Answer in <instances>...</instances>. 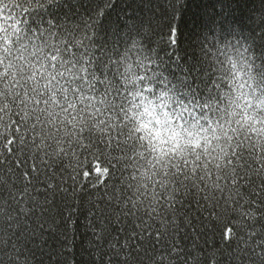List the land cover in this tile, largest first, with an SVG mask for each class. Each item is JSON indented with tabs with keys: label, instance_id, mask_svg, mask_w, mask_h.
I'll return each mask as SVG.
<instances>
[{
	"label": "snow or ice",
	"instance_id": "snow-or-ice-1",
	"mask_svg": "<svg viewBox=\"0 0 264 264\" xmlns=\"http://www.w3.org/2000/svg\"><path fill=\"white\" fill-rule=\"evenodd\" d=\"M183 4L169 0L173 20ZM110 7L111 0H93L90 9L80 0H0V116L8 117L7 130H0V264H45V257L51 264L57 254L66 264H264V151L251 129L245 133L239 122L229 127L225 139L235 143L223 165L212 163L215 151L207 155L203 144L184 157L173 149L166 169L151 183H137L142 162L155 155L140 122L160 127L145 105L167 117L163 131L187 135L186 125L195 129L197 120L213 126L226 102L220 90H230L231 82L211 68L205 94L188 97L147 46L151 38L165 42L159 25L149 21L109 36L101 29ZM259 24L258 34L243 38L255 77L249 87L259 98L244 107L257 126L264 121V14ZM177 31L169 23L167 43H177ZM37 37L41 46L53 41L44 57ZM145 48L152 58L146 67L137 64L135 82L127 81L117 60ZM45 57L50 71H60L45 75L39 67ZM74 67L83 71L73 73ZM209 100L217 102L211 110ZM240 112L238 121L248 116ZM74 119L83 123L74 127ZM70 157L78 158L75 164ZM81 216L84 259H67L75 256ZM57 236L59 253L49 244Z\"/></svg>",
	"mask_w": 264,
	"mask_h": 264
},
{
	"label": "trees",
	"instance_id": "trees-1",
	"mask_svg": "<svg viewBox=\"0 0 264 264\" xmlns=\"http://www.w3.org/2000/svg\"><path fill=\"white\" fill-rule=\"evenodd\" d=\"M80 2L84 9H90L93 0ZM261 14H264V0H184L175 20L172 19L169 0H111L101 30L109 36L123 35L149 21L158 24V30L165 33V42L151 38L147 46L156 49L160 70L169 81L179 85L188 97L199 99L212 79L211 68L201 55L202 38L217 35L243 39L258 34ZM169 23L178 29L174 46L166 42ZM77 159L70 157L69 162L75 164ZM85 225L86 221L81 216L74 237L75 256H67V259H84L80 252L87 247ZM69 238H73L71 233ZM60 239L59 236L49 239V244L57 249V253ZM44 259L45 264H49L47 257ZM51 264H66L65 257L57 254Z\"/></svg>",
	"mask_w": 264,
	"mask_h": 264
},
{
	"label": "clouds",
	"instance_id": "clouds-1",
	"mask_svg": "<svg viewBox=\"0 0 264 264\" xmlns=\"http://www.w3.org/2000/svg\"><path fill=\"white\" fill-rule=\"evenodd\" d=\"M15 2V0H13ZM23 3V0H20ZM7 6V5H6ZM37 44V51L40 52L41 56L44 57V50L49 48L53 41L45 38L41 46V42L37 37L34 41ZM57 48L63 50V43L60 40L56 42ZM244 41L242 38L237 37H228L217 35H207L202 38V48L201 55L210 68L214 69L218 78H223V81L231 82V89L221 88L220 95L225 98V101L222 105V110H217L213 119V126L209 127L206 124H201L197 120L196 128L187 127V135L182 133L177 129H171L170 131H163L164 128L168 127L165 123L167 117L157 116L159 109H152V104L149 103L145 105L144 111L148 116L157 120L160 124L159 128L153 129L152 126L143 120L140 122V128L142 131H146L147 135L145 140L152 146L155 155L152 157L151 161L145 159L142 162L140 171L137 174V183L144 185L145 183H151L157 174V172L162 171L167 168L166 158L169 152L175 149L176 157H184L190 152L194 151L193 145L200 147L202 144L207 149V155L213 156V151L215 155L213 157L212 163L216 164L219 162L221 165L224 163V157L228 155V149L231 147L235 141L230 139H225L229 135V127L237 124L239 122L240 128L246 133L249 129L256 133V147L264 151V121L260 122V126H257L255 121V116L247 108H245L246 102L250 101L253 105L258 103V97L252 94V90L249 86L254 83V73L251 68L252 55L249 52L245 51ZM31 47V43H29ZM139 47V45L137 46ZM11 51V49H10ZM29 53L25 52L23 58L27 59ZM152 58V53L148 49L143 51H135L134 54L130 57L127 53H122L120 58L117 60V64L120 68V74L129 82H135L136 78L140 75V71L137 68V64H143L145 67L149 63V59ZM235 62V71H233L231 63L229 61ZM5 65L7 66V57H4ZM18 67V65H15ZM40 70L45 75H52L53 71L59 72L60 69L49 70L47 66L46 57L41 60ZM83 69L73 68L72 72L79 74ZM64 75H70V73L65 70ZM55 78V77H53ZM222 81V82H223ZM246 82V83H244ZM168 95H171L169 93ZM212 95H216L213 93ZM164 103H169L167 97H164ZM215 100L208 101L209 109L215 108ZM30 106V105H29ZM4 107H10L5 104ZM264 107V105H261ZM244 108L245 112H248V116L238 121V117L242 116L240 109ZM55 112V108L50 109V113ZM61 116L64 113H60ZM67 119V117H64ZM7 114L0 116V130H7ZM204 119H208L205 117ZM220 121L216 123V121ZM229 120L231 123H229ZM71 123L74 127H79L83 121L72 120ZM102 123V122H101ZM191 123V122H189ZM135 127V125H133ZM97 129L100 131H105L106 129H101L99 124L96 125ZM240 128H233V131H240ZM86 130V129H85ZM65 135H69L68 131L65 130ZM75 139V136L72 137ZM70 146V145H68ZM205 153H200L204 155ZM173 157V159H176ZM177 163L179 161L177 160ZM149 164H152L154 167H149ZM136 165H133L135 167ZM155 169V170H154Z\"/></svg>",
	"mask_w": 264,
	"mask_h": 264
}]
</instances>
